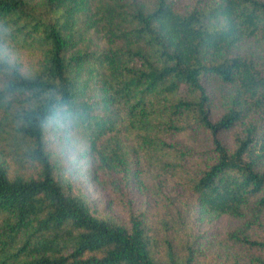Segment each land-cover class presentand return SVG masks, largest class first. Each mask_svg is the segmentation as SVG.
I'll list each match as a JSON object with an SVG mask.
<instances>
[{"label":"trees","instance_id":"trees-1","mask_svg":"<svg viewBox=\"0 0 264 264\" xmlns=\"http://www.w3.org/2000/svg\"><path fill=\"white\" fill-rule=\"evenodd\" d=\"M0 264H264V0H0Z\"/></svg>","mask_w":264,"mask_h":264},{"label":"clouds","instance_id":"clouds-1","mask_svg":"<svg viewBox=\"0 0 264 264\" xmlns=\"http://www.w3.org/2000/svg\"><path fill=\"white\" fill-rule=\"evenodd\" d=\"M48 126L66 130L70 126V117L66 115V109L62 106L58 111L49 116Z\"/></svg>","mask_w":264,"mask_h":264}]
</instances>
